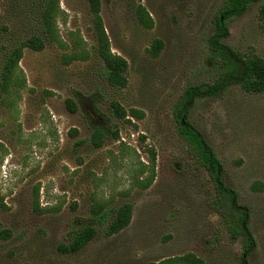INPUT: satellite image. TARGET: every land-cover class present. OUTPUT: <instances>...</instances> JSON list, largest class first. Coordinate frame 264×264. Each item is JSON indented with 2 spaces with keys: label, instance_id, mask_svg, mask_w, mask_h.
<instances>
[{
  "label": "rangeland",
  "instance_id": "1",
  "mask_svg": "<svg viewBox=\"0 0 264 264\" xmlns=\"http://www.w3.org/2000/svg\"><path fill=\"white\" fill-rule=\"evenodd\" d=\"M224 1L102 0L108 48L128 63V84L118 89L99 76L87 0L56 1L52 38L44 22L48 0H0V231L10 232L0 235V264H187L186 254L204 264H243V239H234L222 218L234 211L225 198L217 204L172 112L188 85L212 80L204 57ZM139 5L149 27L138 19ZM262 6L264 0L227 21L226 45L264 59ZM31 37L41 38L43 48H21L8 72L10 52ZM156 40L163 48L153 57L148 50ZM96 89L105 95L102 111L116 100L143 113L117 122L118 138L100 147L85 122L95 115L84 97ZM189 117L222 161L239 203L251 210L257 247L246 263L264 264V189H250L255 181L264 185V92L234 85L218 98L195 100ZM124 203L133 209L123 230L108 236L107 224L98 226L77 253L59 250L76 217Z\"/></svg>",
  "mask_w": 264,
  "mask_h": 264
},
{
  "label": "trees",
  "instance_id": "2",
  "mask_svg": "<svg viewBox=\"0 0 264 264\" xmlns=\"http://www.w3.org/2000/svg\"><path fill=\"white\" fill-rule=\"evenodd\" d=\"M57 0H48L44 11V22L47 33L52 38L53 11ZM260 0H225L218 9L214 18L212 34L207 39V54L204 57L206 69L211 72L212 80L204 83H193L188 85L173 107V118L177 125V133L184 140L191 155L199 168L204 169L213 184L216 202L220 206L222 198H225L230 208L234 211V217L228 219L222 214L225 227L234 239L239 236L243 239L240 260L247 264V258L257 247L256 239L250 227L251 210L246 205L239 203V194L226 183V175L222 161L216 155L214 149L207 141L204 134L190 122L189 113L195 100L199 98H218L234 85L239 86L245 92L257 94L264 92V59L253 53H241L226 45L224 41L229 36L227 21L243 15L250 5ZM88 8L93 16L94 31L97 37V55L102 61V69L99 76L109 86L122 89L127 86L128 63L120 55L112 54L108 48L107 37L104 32L100 17L102 0H87ZM264 15V6L261 7ZM138 19L141 24L149 27L151 21L142 6L137 8ZM149 19V23L147 19ZM43 40L39 37H31L23 41L20 47L12 49L7 64L8 72H11L13 65L17 63L21 55V48L27 47L33 50L43 48ZM163 48V43L156 40L148 52L157 57ZM74 97L80 101L83 96L76 90ZM80 94V96H79ZM90 107L95 115L93 119L90 114L85 115V122L91 133L90 141L95 147H100L105 139H117V122L131 123V119H141L143 113L135 108L126 110L118 101L111 100L106 111L101 110L100 102L105 95L100 89H96L88 97ZM66 106L72 113L78 111L77 103L72 99H66ZM252 191H262L264 185L255 181L251 184ZM132 205L124 203L113 210L96 209L87 218L76 217L66 233L67 244L59 247L62 253L74 254L83 249L97 233V227L106 225L105 234L110 236L116 234L128 226L132 218ZM114 211L112 219L108 222L109 215ZM108 222V223H107ZM0 235L7 238L10 232L0 231ZM187 264H204L203 260L193 254H186L181 257Z\"/></svg>",
  "mask_w": 264,
  "mask_h": 264
}]
</instances>
